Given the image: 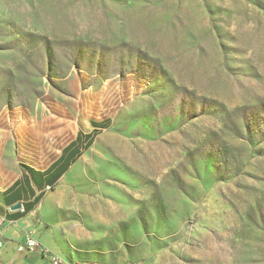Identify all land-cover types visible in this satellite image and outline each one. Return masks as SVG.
<instances>
[{
	"label": "rangeland",
	"instance_id": "1",
	"mask_svg": "<svg viewBox=\"0 0 264 264\" xmlns=\"http://www.w3.org/2000/svg\"><path fill=\"white\" fill-rule=\"evenodd\" d=\"M106 119L46 191L31 232L52 257L264 264V0H0L8 169ZM111 138L108 181L80 194Z\"/></svg>",
	"mask_w": 264,
	"mask_h": 264
},
{
	"label": "crops",
	"instance_id": "2",
	"mask_svg": "<svg viewBox=\"0 0 264 264\" xmlns=\"http://www.w3.org/2000/svg\"><path fill=\"white\" fill-rule=\"evenodd\" d=\"M107 121L92 123L89 133L77 132L75 139L45 169L21 163H12L8 169L4 153L8 146L0 142V264H53V249L43 235L34 233L39 245L31 253L18 252L17 246L34 227L41 229L37 216L46 214V191L69 171L83 150L92 146L94 141L88 147L89 136L96 135L100 130L97 126ZM4 124L0 122V127ZM17 204L20 208L14 209Z\"/></svg>",
	"mask_w": 264,
	"mask_h": 264
},
{
	"label": "bare ground",
	"instance_id": "3",
	"mask_svg": "<svg viewBox=\"0 0 264 264\" xmlns=\"http://www.w3.org/2000/svg\"><path fill=\"white\" fill-rule=\"evenodd\" d=\"M113 141L114 139L112 138L105 141L104 145L98 147L94 152L95 154L93 158L86 163L81 176L76 180L77 185L81 186V188L78 189L80 190V194L85 193L86 195H97V193H99L100 185L108 181L109 178L106 177L103 172V167L105 166L103 161L107 160L108 154H112Z\"/></svg>",
	"mask_w": 264,
	"mask_h": 264
},
{
	"label": "built area",
	"instance_id": "4",
	"mask_svg": "<svg viewBox=\"0 0 264 264\" xmlns=\"http://www.w3.org/2000/svg\"><path fill=\"white\" fill-rule=\"evenodd\" d=\"M38 245L39 243L35 237L34 232L30 231L25 237L24 241L18 244L17 251L21 253H31L38 247ZM52 263L61 264V262L56 257L52 258Z\"/></svg>",
	"mask_w": 264,
	"mask_h": 264
},
{
	"label": "trees",
	"instance_id": "5",
	"mask_svg": "<svg viewBox=\"0 0 264 264\" xmlns=\"http://www.w3.org/2000/svg\"><path fill=\"white\" fill-rule=\"evenodd\" d=\"M94 134H92L91 136H89L90 142L88 143V147L91 145V143L93 142V138H94ZM67 168L64 169V171H66Z\"/></svg>",
	"mask_w": 264,
	"mask_h": 264
},
{
	"label": "water",
	"instance_id": "6",
	"mask_svg": "<svg viewBox=\"0 0 264 264\" xmlns=\"http://www.w3.org/2000/svg\"><path fill=\"white\" fill-rule=\"evenodd\" d=\"M20 208V204H17L14 209Z\"/></svg>",
	"mask_w": 264,
	"mask_h": 264
}]
</instances>
